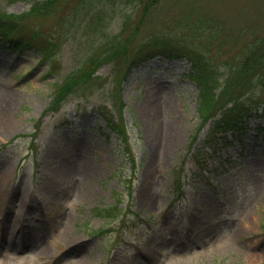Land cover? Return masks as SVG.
Masks as SVG:
<instances>
[{"label": "rangeland", "instance_id": "1", "mask_svg": "<svg viewBox=\"0 0 264 264\" xmlns=\"http://www.w3.org/2000/svg\"><path fill=\"white\" fill-rule=\"evenodd\" d=\"M82 1L27 20L50 35L80 6L55 69L0 43V264H264L263 120L228 133L232 143L210 139L185 58L155 56L130 70L121 58L104 61L96 79L46 110L54 83L130 36V55L153 34L194 40L224 73L251 30L261 32L264 0H161L145 15V0ZM30 6L0 0L6 14ZM104 110L124 120L128 145Z\"/></svg>", "mask_w": 264, "mask_h": 264}, {"label": "trees", "instance_id": "2", "mask_svg": "<svg viewBox=\"0 0 264 264\" xmlns=\"http://www.w3.org/2000/svg\"><path fill=\"white\" fill-rule=\"evenodd\" d=\"M29 1L31 6L22 13L6 14L0 10V43L13 50L29 49L38 52L42 61L48 60L49 69L53 70L56 68V54L61 36L64 35L66 26L75 17L80 6L78 8V5L74 3L70 12L58 20L57 31L47 35L40 26H28L27 20L55 14L64 4L71 3L73 0ZM159 1L161 0H145L142 14H147L150 7ZM254 5L258 6L257 3ZM69 16H71L70 19ZM262 27L259 33L257 30H251L250 34L253 36L249 42L240 48L233 60L226 61L222 65L225 68L224 73L220 72V66L209 59L205 51L199 48L200 46L198 47L194 40L183 43L174 41L167 34H153L147 39L134 43L131 55L129 48L132 43L131 36L117 41V44L111 40L112 42L105 46L107 48L105 53H91L82 64L69 72L63 81L54 83L52 99L46 110H58L76 85L86 84L96 79L94 72L104 61H116V64H122L123 62L119 60L121 58L127 70H130L134 65L141 64L155 56L185 58L190 63L187 76L197 88L196 112L201 125L210 121V139L232 143V139H229L227 134L240 135L239 133L246 127V122L253 117L263 120V125L258 124L255 129L264 131V96L261 93L264 87V26ZM210 35V42L203 45L206 49H209L206 44H211V40H214V34ZM103 113L109 129L117 130L125 144L128 145V126L124 120L119 125L113 121L110 114L106 115L105 110ZM262 138L264 140V134ZM176 189L183 195L179 175H177ZM112 207L115 208V206Z\"/></svg>", "mask_w": 264, "mask_h": 264}, {"label": "bare ground", "instance_id": "3", "mask_svg": "<svg viewBox=\"0 0 264 264\" xmlns=\"http://www.w3.org/2000/svg\"><path fill=\"white\" fill-rule=\"evenodd\" d=\"M81 156H82V154H81ZM79 160H80V168L82 169V167L84 168V166H85V162H84V160H85V157H80L79 158Z\"/></svg>", "mask_w": 264, "mask_h": 264}]
</instances>
